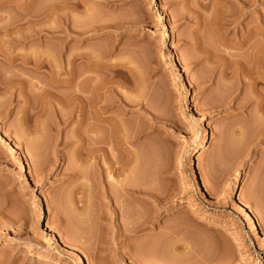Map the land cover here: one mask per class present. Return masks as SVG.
<instances>
[{"label":"rangeland","instance_id":"1","mask_svg":"<svg viewBox=\"0 0 264 264\" xmlns=\"http://www.w3.org/2000/svg\"><path fill=\"white\" fill-rule=\"evenodd\" d=\"M219 1L0 0V264H264V0Z\"/></svg>","mask_w":264,"mask_h":264},{"label":"bare ground","instance_id":"2","mask_svg":"<svg viewBox=\"0 0 264 264\" xmlns=\"http://www.w3.org/2000/svg\"><path fill=\"white\" fill-rule=\"evenodd\" d=\"M215 1V5H216V3L219 1V0H214ZM222 1V0H221ZM226 1V0H225ZM225 1H224V3H225ZM231 1H234V0H231ZM235 1H237V0H235ZM220 2V1H219ZM219 2L217 3L218 4V7L221 9V8H223V7H225V6H223L222 4H221V2H220V4H219ZM242 3V2H241ZM214 7H217V5L216 6H214ZM227 8V7H226ZM226 8H225V11H226ZM215 9V8H214ZM214 9H212V10H214ZM224 9V8H223ZM222 9V10H223ZM228 9V8H227ZM201 10V9H200ZM211 10V11H212ZM216 10V9H215ZM215 10H214V12H215ZM192 11V10H191ZM217 11V10H216ZM224 10L223 11H221V12H225ZM228 11V10H227ZM226 11V12H227ZM229 11H230V8H229ZM195 12V11H194ZM217 12H220V11H217ZM216 12V13H217ZM220 12V14L219 13H217V14H219V15H221L222 13ZM232 12V11H231ZM192 13V12H191ZM226 14H228V13H226ZM233 13H231V15H232ZM222 15H224V14H222ZM246 40V39H245ZM242 41H244V40H242ZM245 42V41H244ZM243 43V42H242ZM237 44H239V43H237ZM240 46H241V44H240ZM239 47V46H238ZM243 47V46H242ZM262 47V46H261ZM251 49V48H250ZM257 53V55L260 57V55H261V50L260 51H258V52H256ZM263 53V52H262ZM255 54V53H254ZM264 55V54H263ZM255 56V55H254ZM257 56V57H258ZM239 57V56H238ZM262 58V57H261ZM235 59V58H234ZM237 59V58H236ZM173 65H175V66H180L179 65V62H178V59H177V57H174L173 59ZM259 60V59H258ZM236 61V60H235ZM256 61V60H255ZM238 62H239V60H238ZM237 62V63H238ZM262 62V61H261ZM256 63H257V61H256ZM255 63V64H256ZM235 64V63H234ZM241 64V63H240ZM242 65V64H241ZM257 65V64H256ZM261 65V64H260ZM236 66H238V65H236ZM258 66V65H257ZM38 67V66H37ZM257 69V68H256ZM259 69H260V67H259ZM258 69V70H259ZM260 71V70H259ZM258 71V72H259ZM261 72V71H260ZM178 75L180 76V75H182V71H179L178 72ZM257 75H258V73H257ZM71 78V77H70ZM261 78V77H260ZM259 78V79H260ZM72 79V78H71ZM258 79V80H259ZM69 80V79H68ZM73 80V79H72ZM71 80V81H72ZM66 81V80H65ZM256 82H257V80H256ZM68 83V82H67ZM69 84V83H68ZM71 85V84H70ZM69 87V86H68ZM71 87V86H70ZM79 92V91H78ZM82 94H84V93H86V95L85 96H83L82 94H80L81 95V98L79 97V96H75V95H73L72 97L71 96H69L68 97V95L66 96V98L67 99H63V101H62V99H61V101H60V104H62L64 101H66V103L67 104H74V103H77V99H78V103H77V107H80L79 108V110L80 111H82L83 109H84V107L85 106H87L88 105V103H89V96H88V93L89 92H82V91H80ZM72 93V92H71ZM56 94V93H55ZM54 94V95H55ZM63 96V95H62ZM75 96V97H74ZM55 97V96H54ZM58 98V97H57ZM56 99V98H55ZM59 100H60V98H59ZM59 100H58V102H59ZM90 100H92L91 98H90ZM57 101V100H56ZM76 101V102H75ZM57 102V103H58ZM62 102V103H61ZM93 101H91V103H92ZM100 102V101H99ZM46 103V102H45ZM51 103V102H50ZM55 103V102H54ZM56 103V104H57ZM64 104H65V102H64ZM63 104V105H64ZM67 104H65V105H67ZM96 104V103H95ZM100 104V103H99ZM76 104H74V106H75ZM90 105V104H89ZM69 106V105H68ZM68 106H64V107H68ZM98 106V105H97ZM70 107V106H69ZM76 107V106H75ZM257 107H258V104H257ZM259 107H260V105H259ZM258 107V108H259ZM56 108H57V106H56ZM86 108V107H85ZM82 109V110H81ZM78 110V111H79ZM82 113H83V111H82ZM81 113V114H82ZM101 115V114H100ZM262 115H264V113L262 114ZM83 116V115H82ZM104 116V115H103ZM259 116V115H258ZM101 117H102V115H101ZM203 117V116H202ZM256 117V116H255ZM26 118V117H25ZM28 118V117H27ZM36 118H37V116H36ZM99 118H100V116H99ZM104 118V117H103ZM103 118H100V119H103ZM107 117H105L104 118V120L106 119ZM263 118H264V116H263ZM38 119V118H37ZM256 119V118H255ZM26 120V119H25ZM95 120V119H94ZM97 120H99V119H97ZM107 120V119H106ZM259 120V119H258ZM261 120V119H260ZM80 121H81V119H80ZM26 122V121H25ZM36 122V121H35ZM96 122V121H95ZM99 122H101V120L99 121ZM106 122V121H105ZM38 123V122H37ZM39 124V123H38ZM98 124V123H97ZM101 125V124H100ZM116 126V125H115ZM114 127V126H113ZM115 129V128H114ZM117 129H118V127H117ZM117 130L115 129V132H116ZM116 135V134H115ZM115 135H114V137H115ZM119 135V134H118ZM117 135V136H118ZM93 136V135H92ZM96 135H94V137H95ZM97 137V136H96ZM96 137L94 138V140L97 142V140H96ZM93 138V137H92ZM117 138H121V137H117ZM98 139V138H97ZM117 140V139H116ZM118 140H120V139H118ZM122 141V140H121ZM256 142H255V144L256 145H261L262 144V141H260V140H255ZM94 142V141H93ZM95 143V142H94ZM9 144V145H8ZM7 145L10 147V149L11 150H14L15 149V147L12 145V143H8ZM95 145V144H94ZM96 145H98L97 143H96ZM94 147V146H93ZM98 147V146H97ZM98 148H100V149H98ZM98 148H96L95 147V150L94 151H91V153H93V154H91L92 155V158L94 159H92L93 161H94V163L96 162H98V158H99V155H98V153H99V151H102V150H104V151H106V149H104V147H103V149L101 148V147H98ZM94 149V148H93ZM107 152H105L104 154H106ZM22 155V157L23 158H25V156H24V154L22 153L21 154ZM103 154H101V156H102ZM100 156V157H101ZM103 156H105V155H103ZM89 157V156H88ZM110 158H111V156H110ZM102 159V158H101ZM91 160V161H92ZM111 160H113V159H111ZM92 161V162H93ZM101 161V160H100ZM91 162V163H92ZM95 163V164H96ZM99 163V162H98ZM102 164V163H101ZM95 167V166H94ZM97 167V166H96ZM101 168V167H100ZM102 168H103V165H102ZM101 168V169H102ZM123 168V167H122ZM27 169V168H26ZM97 169H99V167H97ZM97 171V170H96ZM99 172H100V170H98ZM122 173V172H121ZM119 183H121V182H119ZM121 185V184H120ZM122 186V185H121ZM124 187V186H123ZM182 207H185V212H187V216L184 218L185 220H189V219H191V215H194V214H196V213H198V211H199V205H198V203L196 202V201H191V202H189L188 204H186V205H180L177 209H181ZM249 216V215H248ZM247 216V217H248ZM249 218V217H248ZM247 218V220H249ZM249 222V221H248ZM49 235L51 236V239L54 241V242H56V243H58V244H63L64 245V247H65V249H67V251L69 252V255L73 258V259H75L76 261H77V264H86V260H85V258H84V256L79 252V250L76 248V247H74V245H71V243L69 244L68 243V241H66V240H63L61 237H59V235H58V233L56 232V231H49ZM2 246H3V243L2 242H0V249L2 248ZM22 248H24V247H21V249ZM25 253L26 254H28V255H40L41 256V260H43V261H53V257L52 256H46V255H41L40 253H38L36 250H34V249H32V248H26V250H25Z\"/></svg>","mask_w":264,"mask_h":264}]
</instances>
